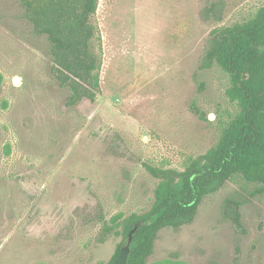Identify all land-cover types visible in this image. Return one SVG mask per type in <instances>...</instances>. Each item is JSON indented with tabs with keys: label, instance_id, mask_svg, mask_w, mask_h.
Returning <instances> with one entry per match:
<instances>
[{
	"label": "rangeland",
	"instance_id": "rangeland-1",
	"mask_svg": "<svg viewBox=\"0 0 264 264\" xmlns=\"http://www.w3.org/2000/svg\"><path fill=\"white\" fill-rule=\"evenodd\" d=\"M209 3L218 13L204 20ZM263 6L99 0L101 93L68 106L47 40L21 0H0V264L110 261L122 237L101 242V217L150 210L157 180L144 164L183 170L237 113L229 77L201 64L212 30ZM147 264H264V192L235 177L204 198L193 223L160 231Z\"/></svg>",
	"mask_w": 264,
	"mask_h": 264
},
{
	"label": "trees",
	"instance_id": "trees-1",
	"mask_svg": "<svg viewBox=\"0 0 264 264\" xmlns=\"http://www.w3.org/2000/svg\"><path fill=\"white\" fill-rule=\"evenodd\" d=\"M23 16L49 45L51 74L68 92L67 105L95 102L101 93L103 51L96 21L99 0H21ZM209 3L204 20L218 13ZM220 19V18H219ZM219 67L230 80L226 96L237 113L225 123L217 143L204 155L190 158L183 170L144 164L157 180L154 202L144 214L119 213L103 223L100 241L110 235L122 242L108 262L114 264L133 235L127 264H147L155 241L165 228L178 229L196 219L202 201L239 177L264 192V6L250 19L217 27L210 33L201 68ZM0 73V88L3 84ZM201 119L205 115L193 108ZM231 219L241 228L240 205Z\"/></svg>",
	"mask_w": 264,
	"mask_h": 264
},
{
	"label": "water",
	"instance_id": "water-1",
	"mask_svg": "<svg viewBox=\"0 0 264 264\" xmlns=\"http://www.w3.org/2000/svg\"><path fill=\"white\" fill-rule=\"evenodd\" d=\"M139 227L140 225H137L135 229L129 234L128 244L121 248L120 253L118 257L116 258L114 264H127L128 257L130 254V244L132 242L134 233Z\"/></svg>",
	"mask_w": 264,
	"mask_h": 264
}]
</instances>
